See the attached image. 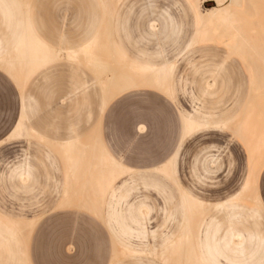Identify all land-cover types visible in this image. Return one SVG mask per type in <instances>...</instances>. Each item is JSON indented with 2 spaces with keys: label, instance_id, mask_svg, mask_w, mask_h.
<instances>
[{
  "label": "rangeland",
  "instance_id": "1",
  "mask_svg": "<svg viewBox=\"0 0 264 264\" xmlns=\"http://www.w3.org/2000/svg\"><path fill=\"white\" fill-rule=\"evenodd\" d=\"M26 1L38 35L49 45L70 49L94 35L102 42L111 35L130 58L157 65L175 62L176 81L182 79L174 102L155 89L137 86L108 100L100 113V86L94 73L61 54L46 75L36 77L24 90L33 109L28 114L29 123L41 138L6 140L18 121L20 92L0 68V212L34 219L31 229L22 231L28 234L26 242L22 235L12 237L16 264H164L159 258L135 259L122 254V243L128 239L115 236L105 208H87L95 185L88 180L90 172H86L88 178L80 172L78 180L71 182L69 204L58 206L65 181L57 145L75 133L80 143L91 142V146L98 138L115 159L132 169L123 179L132 188L129 200L145 199L150 208L148 230L177 232L182 219L180 191L154 168L170 157L181 136L178 109L190 114L197 110L210 123L182 146L177 161L181 186L205 202L227 201L243 183L250 158L235 127L223 123L249 105L252 110L242 118L252 128L244 137L262 136L264 65L260 60L254 65L258 80L254 94L248 64L240 56L226 54L221 45L187 49L191 19L183 12L182 0H126L114 22L102 16L98 0ZM243 10L238 14L239 26L242 36L255 48L250 56L264 59V0H254ZM164 12L179 23V33L164 29ZM153 21L159 29L156 36L147 28ZM205 82L212 86L205 89ZM87 95L91 97L89 107L82 101ZM139 125L145 127L144 133L138 130ZM20 164L29 173L24 180L10 172ZM87 165L83 161L82 167ZM86 183L91 184L89 192ZM79 188V193L74 192ZM259 193L264 202V168ZM236 205L233 209L226 203L221 209L207 211L206 218L217 224V238L232 225L264 240L262 209L252 200ZM232 211L237 216L229 222L227 216ZM237 258L242 261L248 257Z\"/></svg>",
  "mask_w": 264,
  "mask_h": 264
},
{
  "label": "crops",
  "instance_id": "2",
  "mask_svg": "<svg viewBox=\"0 0 264 264\" xmlns=\"http://www.w3.org/2000/svg\"><path fill=\"white\" fill-rule=\"evenodd\" d=\"M125 1L126 0H121L120 3L115 8L114 13H113V18H112L113 22H114V19L118 15V8L121 5H123ZM182 1L185 6V8L183 9V12L184 14L188 15L191 19V24H190L191 34L188 40V44L186 46L187 49L211 48L216 45H221L226 50V54L228 55L236 54L240 56L236 51H234L231 47L227 45V42H228L227 35L228 34L226 33V30L221 26L216 29V30L219 29L218 32L215 30L216 35L213 38V40L208 39V40H204L202 42L197 43L196 41H197L199 26L197 23L195 12L187 0H182ZM24 2L25 0H0V32H2L1 34H3V35H0V57H3L7 53H9L13 49V47L16 45L21 35L22 25L24 22V14L26 12H27V17H28V22H29L30 28L34 36L43 45H45L51 50L54 48L57 52L64 54V56L66 55V53L78 52L84 49L90 43H92L94 39L97 37V35H94L90 41L82 43L76 46L75 48H70V49H62L60 47L56 48L54 46H51L48 43H46L38 35L35 25L30 16V6L29 5L27 6L28 4L27 1L25 3ZM251 2H253V0H245L244 3L240 5L239 8L237 9L238 12L234 11L232 13V17L234 18L236 23L238 24L240 23L238 14L240 12H243L244 11L243 9L247 5H249ZM211 3L212 5L209 8H206L202 3L201 7L203 8V12L218 8L216 1L212 0ZM230 3H231V0H226L224 4L221 6V8L224 9V8L229 7ZM98 4L101 8V14L104 17V5H103L102 0H98ZM164 16H165L164 29L174 30L179 33L181 31L179 23L167 12H164ZM147 28L152 36H156L159 31L158 25L154 21L149 22ZM206 29L208 31L209 27H207ZM113 40H114V43L117 49L120 51V53L129 62L134 63L135 65L145 67L148 69L170 68V72L168 76L167 93L162 92L157 89L155 90L158 91L160 94H162L166 99L174 102L175 95L177 93V87L179 83H181V79H182L181 77H179V79L176 81V78H175L176 67H177L176 63L164 61L163 63L157 65V64H151L148 62H143L140 60H135V58L128 57L127 54L122 49L121 45L114 38ZM240 58L244 61V59L241 56ZM54 62L55 61L47 63L41 68H39L38 70H36L27 80L22 90L18 88L20 92V111L18 115V121L16 122L13 131L6 138V140L10 138H18V139L19 138H33V137L41 138L38 135V133L31 127L29 123L28 114H30L33 111V109L28 104V97L24 95V90L28 85H30L32 82L35 81L36 77L46 75L47 72L49 71L48 67H50ZM73 62L81 64L76 61H73ZM95 79L100 86V90H99L100 96H99L98 103L100 107L99 111L101 113L106 104V98H105V93L102 88V85L96 75H95ZM250 81H251V92L253 93L251 72H250ZM211 86L212 85L210 83L205 82V89H208ZM147 88H150V87H147ZM151 89H154V88H151ZM90 98H91L90 95H87L82 100L83 102L87 103V107L90 106L89 104ZM247 106H245L244 109H242L238 114L228 119L227 122H224L223 123L224 126H230V125L233 126V123L244 112ZM178 113L180 117L181 136L178 140V143L176 144L175 150L166 161L161 163L158 167L154 168L156 172L160 173L161 175H163V177L172 181L176 185L178 190L180 191L182 219H181L177 232H171L167 230L159 234L157 230H148L147 223L149 222L150 208L147 205L145 199L144 200L135 199L134 201L129 200L131 196L132 188L129 186L128 181L123 179V176L128 174L130 171H132V169H130L128 166L122 164L117 159H115L114 156L110 154L101 145L105 154L116 165H118L121 168L117 170L120 174L117 177V179L111 184L109 189L107 190L102 200V205L100 206V210L105 208V215H106L107 223L112 227L116 237H123V238L126 237L128 239L127 241H123L122 243V249H125L131 253L130 255H127L128 257L135 258V259L142 258V257L159 258V255L162 253L161 251H164L165 249L169 248L177 240V238L180 236L179 234H181L183 230V227L186 221V200H185V196H186L194 201H197V202L199 201V203L205 206V212L203 214L204 217L202 216L197 226V230H196L197 232L195 236L196 238L195 246H196V250H197L198 256L202 264H264V240L261 239L258 234L249 233L246 235L242 230L237 229L235 226L230 225L227 233L221 236L220 238H217V233H218L217 224H215L214 219L206 218L207 211L209 209H221L225 206L226 203H229V206L235 209L238 207L236 203L238 201H244V200L254 201V203L262 209L261 211L264 212V202L259 193V178H260L261 171L264 168V162L258 171V175L255 181V185H254L255 198L241 196L243 192L245 191L247 185L249 184L251 170H252V159H251L250 152L248 150L249 158H250L249 159L250 168L239 190L234 195H232L230 199H228L227 201H223V202L203 201L199 197L186 191L181 186L179 182V178H178L177 161H178L179 153L182 149L183 144L186 142V140L193 134L207 128L210 125V123L206 122L205 117L197 110H194V113L190 114L184 109L179 108ZM90 116H91V112L88 110V117ZM185 122H189L195 125V130H193L187 135H185ZM20 125L22 127L23 134L20 137H17V136L13 137L16 129ZM138 130L141 133H144L145 127L143 125H139ZM25 132H30L31 135L30 136L26 135ZM77 143H80V142L78 141L77 134L75 133L72 136V138H70L63 144L57 145V147H63L66 145H73ZM170 163H172L173 177H169L162 172L163 168ZM112 168L113 170H116V167H112ZM10 172L12 173V175H16L22 180L26 179L29 176V173L25 170L24 164H20L18 167H15ZM64 181L65 183L63 185L61 201L58 203L59 207H61V205L63 206L67 205L65 203L67 201L68 202L70 201L71 194L73 193V188L69 189V180L67 176L65 162H64ZM63 200L65 201L63 202ZM236 216H237V212L232 211L227 216V219L229 220V222H231V220L235 219ZM12 222L22 223V224H27V223L34 224V219L33 218L26 219L24 217H13L11 215L0 212V264H16L15 262L16 261V256H15L16 249H15V246H13L12 244V237L18 235L21 238V235L18 233L17 229L14 227ZM131 238L135 239V241L137 242L135 243L131 242L129 240ZM157 239H160L159 244H156ZM152 254H155V255H152ZM238 256L242 258L244 257L245 258L248 257V258L242 261H239L237 258ZM29 264L31 263L29 262Z\"/></svg>",
  "mask_w": 264,
  "mask_h": 264
},
{
  "label": "bare ground",
  "instance_id": "3",
  "mask_svg": "<svg viewBox=\"0 0 264 264\" xmlns=\"http://www.w3.org/2000/svg\"><path fill=\"white\" fill-rule=\"evenodd\" d=\"M120 1L121 0H102L104 5V17H108L112 20L114 10ZM187 1L195 12L199 26L196 42L199 43L208 39L213 40L216 35V31L218 32L219 30L216 29L220 26L223 27L228 34L227 45L236 51L248 64L252 77L253 93L255 94L257 92L256 85L258 84V80L257 71L254 65L259 60L264 65V59L256 56H250L251 53L254 54L252 51H254L255 48L250 46L248 41L242 36L239 24L236 23L232 17V13L237 11L239 6L242 5L245 0H231L230 6L224 9H222L221 6L226 0H214L216 1L218 8L204 12L201 7L204 0ZM209 1L211 2L212 0ZM28 5L29 3L27 6ZM207 27H209V32L206 29ZM60 55L61 53L56 51V56L54 58L52 50L43 45L34 36L30 28L26 12L24 14L21 35L13 49L3 57H0V68L4 70L13 79L18 88L22 90L27 80L36 70L47 63L58 60ZM65 57L68 60L76 61L85 65L93 73H95L104 90L106 102H109L110 99L117 94L134 87L137 88V86L150 87L165 93L168 91L167 87L170 68L148 69L129 62L117 49L111 35L108 40L103 42L100 40V37L97 36L94 41L84 49L78 52L66 53ZM251 108L252 107H249L248 105L244 112L233 123V126L235 127L236 135L241 137L245 142L252 159V170L249 184L241 196L255 198L254 185L258 171L264 162V131L261 133V138L259 137L256 139L244 137V134L249 131L250 127L245 120V117L247 116L244 117V115H248V113L252 110ZM242 116L245 119L242 118ZM189 125L193 124L185 122V135L193 131L191 130L186 133V127ZM25 133L26 135H31L30 132ZM22 134L23 130L20 125L16 129L13 137H20ZM84 142L86 144L81 142L73 145L57 147V152L61 159L66 163L69 189L73 188L71 182L78 180L80 172L85 178H88V174H86V172H90V178H88V180L92 179L93 183H95L92 187L93 192L90 196H92L94 200L96 198V200L93 201V199L90 198L89 200L92 199L90 202H93L94 204H90L88 200L87 202L90 206L87 208L92 211L100 210L102 200L111 184L119 176L120 173L117 170L121 168L105 154L98 138H96V141L92 143V146L91 142L89 145L87 141ZM83 161L85 162V165L88 164L85 168L82 167ZM112 167H116V170H113ZM162 172L169 177H173L172 163L166 165ZM87 184L88 183H86V186L84 184V186L86 191L89 192L87 187H90L91 184ZM80 190L81 189L79 188L75 192L79 193ZM185 200L186 221L183 230L181 234H179L180 236L177 240L169 248L161 251L162 253L159 255V259L165 264H202L196 250L195 236L197 226L205 212V206L199 203V201H194L186 196ZM64 201L65 200H63V202ZM69 202L67 201L65 204H69ZM62 206L63 205H61V207ZM97 213L99 212L97 211ZM12 224L17 229L18 233L24 236L25 240L23 238V241L26 242L27 239H29L27 238L28 234L27 236L25 234L23 235L22 231L24 229L27 230V228L32 227L34 224L14 222H12ZM122 254L127 256L131 253L122 249ZM25 264H29V261H26Z\"/></svg>",
  "mask_w": 264,
  "mask_h": 264
},
{
  "label": "snow or ice",
  "instance_id": "4",
  "mask_svg": "<svg viewBox=\"0 0 264 264\" xmlns=\"http://www.w3.org/2000/svg\"><path fill=\"white\" fill-rule=\"evenodd\" d=\"M52 52H53V57L55 58V56H56V50L53 48L52 49ZM191 130H195V125H189L188 127H186V133L188 131H191Z\"/></svg>",
  "mask_w": 264,
  "mask_h": 264
},
{
  "label": "built area",
  "instance_id": "5",
  "mask_svg": "<svg viewBox=\"0 0 264 264\" xmlns=\"http://www.w3.org/2000/svg\"><path fill=\"white\" fill-rule=\"evenodd\" d=\"M211 2L209 1V0H204V5H208V4H210Z\"/></svg>",
  "mask_w": 264,
  "mask_h": 264
}]
</instances>
